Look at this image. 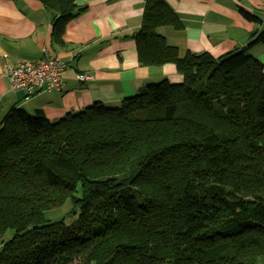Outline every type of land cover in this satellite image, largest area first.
Listing matches in <instances>:
<instances>
[{
    "label": "trees",
    "instance_id": "trees-1",
    "mask_svg": "<svg viewBox=\"0 0 264 264\" xmlns=\"http://www.w3.org/2000/svg\"><path fill=\"white\" fill-rule=\"evenodd\" d=\"M40 1L60 39L76 0ZM165 25L179 27L174 10L146 0L138 59L174 63L181 82L57 120L4 117L0 264H264V64L249 46L180 56ZM67 201L74 221L46 218Z\"/></svg>",
    "mask_w": 264,
    "mask_h": 264
},
{
    "label": "crops",
    "instance_id": "crops-1",
    "mask_svg": "<svg viewBox=\"0 0 264 264\" xmlns=\"http://www.w3.org/2000/svg\"><path fill=\"white\" fill-rule=\"evenodd\" d=\"M180 25L158 33L176 46L180 56L210 52L219 57L247 46L264 64V42L252 44L264 29V0H165ZM73 17L62 22L60 39L53 31L59 17L40 0H0V126L14 108L50 120L75 113L96 102L118 107L145 85L164 78L178 83L183 75L174 63L146 66L138 59L134 34L140 29L146 0H76ZM252 13L248 20L240 9ZM251 42V43H249ZM57 55L67 61L60 90L38 91L26 99L4 74L8 65ZM79 74L88 75L80 80ZM1 245V238H0Z\"/></svg>",
    "mask_w": 264,
    "mask_h": 264
},
{
    "label": "built area",
    "instance_id": "built-area-1",
    "mask_svg": "<svg viewBox=\"0 0 264 264\" xmlns=\"http://www.w3.org/2000/svg\"><path fill=\"white\" fill-rule=\"evenodd\" d=\"M67 61L57 55L45 54L39 60H22L15 66H6L3 74L9 78L14 89H25L26 99L38 91L60 90L63 86V72ZM80 80H87L85 74H79Z\"/></svg>",
    "mask_w": 264,
    "mask_h": 264
},
{
    "label": "rangeland",
    "instance_id": "rangeland-1",
    "mask_svg": "<svg viewBox=\"0 0 264 264\" xmlns=\"http://www.w3.org/2000/svg\"><path fill=\"white\" fill-rule=\"evenodd\" d=\"M249 54H256L257 51H249ZM81 191H78L77 195H80ZM76 210L73 209L71 201H67L62 207L54 208L46 211V218L49 221H58L65 218V221L69 224L77 218ZM12 233L7 234V238L11 237Z\"/></svg>",
    "mask_w": 264,
    "mask_h": 264
},
{
    "label": "water",
    "instance_id": "water-1",
    "mask_svg": "<svg viewBox=\"0 0 264 264\" xmlns=\"http://www.w3.org/2000/svg\"><path fill=\"white\" fill-rule=\"evenodd\" d=\"M252 42V41H251ZM251 42H249V43H251Z\"/></svg>",
    "mask_w": 264,
    "mask_h": 264
}]
</instances>
